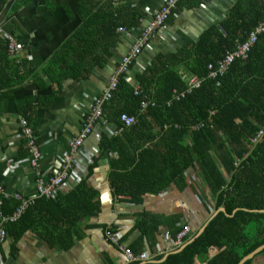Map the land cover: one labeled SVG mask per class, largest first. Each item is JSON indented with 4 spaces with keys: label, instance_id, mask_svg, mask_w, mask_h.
<instances>
[{
    "label": "crops",
    "instance_id": "obj_1",
    "mask_svg": "<svg viewBox=\"0 0 264 264\" xmlns=\"http://www.w3.org/2000/svg\"><path fill=\"white\" fill-rule=\"evenodd\" d=\"M81 1L0 0V27L12 33L22 45L18 54L10 55L0 36V186L8 195L34 198L35 179L55 174L68 153L70 142L80 131L93 98L107 85L109 76L140 30L164 2L116 0L114 5L109 0H85L88 4L80 8ZM238 2L179 0L165 25L149 39L130 65L126 80L132 87L139 86V75L158 55H163L162 60L169 59L179 53L187 41L196 42L211 26L219 27L224 21L231 25L229 16L242 18L249 13L243 11L248 0H241V6ZM235 5L240 8L237 12L233 9ZM108 8L111 20L116 11L118 13L117 25L110 34H106V23L101 22L107 18ZM91 18L95 21L85 28L88 33L65 49L68 39ZM240 23L237 19L232 24ZM120 28L126 33L117 31ZM181 60L174 59L171 69L186 84V76L192 73L186 59ZM162 62L164 65L160 67H169ZM145 94L159 105L171 98L172 91L162 102H157L148 92ZM19 118L26 120L35 137L39 151L36 168L30 167L19 136ZM118 128L111 120L94 126L74 154L70 177L58 192L65 196L83 182L92 193L91 203L97 207L95 214L68 222L57 215L56 220L42 227L38 225L17 238L7 235L0 243V264H129L124 253L105 237L107 227H111L118 243L134 255L160 256L161 261L171 252L166 249L169 245L164 240L165 232L172 235L182 225H188L194 232L214 214L212 198L203 185L198 167L182 172L184 184L176 181L158 193L152 192L164 186L161 177L169 175L172 157L164 153L172 144L187 145L186 140L175 142L168 136L159 140L164 134L152 127L153 155L149 159L143 157L141 165L130 164L133 148L147 147L151 143L134 139L121 144L109 140V144H103L101 138L118 136ZM135 165L140 178L152 180L148 193L138 198L131 197L133 193L129 190L120 191L135 178ZM143 216L151 222L147 223ZM62 233L64 238L60 240ZM216 252L210 250L204 258L197 257L195 263L206 264ZM248 259V264H264V251L261 249Z\"/></svg>",
    "mask_w": 264,
    "mask_h": 264
},
{
    "label": "trees",
    "instance_id": "obj_2",
    "mask_svg": "<svg viewBox=\"0 0 264 264\" xmlns=\"http://www.w3.org/2000/svg\"><path fill=\"white\" fill-rule=\"evenodd\" d=\"M238 3L241 6V0ZM86 4L88 2L82 0L79 7L84 8ZM246 5L243 11L249 13H245L242 18L234 19L231 15V25L229 21H224L219 26L221 28L211 26L196 42L187 41L180 52L169 59L162 60L163 55H158L152 65L139 75L142 92H148L157 102H162L170 97L172 88H185V82L171 67L175 65L174 59L176 62L186 59L189 72L200 76L202 81L183 98L173 100L169 106L156 104L140 112V96L134 94V87L126 78L120 77L113 96L103 104L104 118L113 121L119 128V116L122 113L136 118L135 124L124 128L118 136L112 139L102 137L103 144H109V140L121 144L134 139L151 143L147 147L139 145L133 148L130 164L141 165L143 157L149 159L153 155L152 127H157L158 133L164 134L159 140L168 136L175 142L187 141L185 146L170 145L164 153L172 157L169 175L162 176L164 186L152 192L158 193L176 181H183L184 184L182 172L187 168L198 167L203 185L212 198L213 210L223 208V213L212 217L202 233L180 251L173 252L175 248L165 259L160 261V256L148 258L143 264H196L197 257L204 258L212 249L217 252L207 259L206 264H236L242 256L264 243V211H260L264 209V135L258 143H250L255 133L264 129V34L256 37L246 57L234 59L222 76L215 79L207 77V64H215L237 42L244 41L248 32L262 20L263 6L259 0H248ZM233 9L237 12L240 8L235 5ZM110 13L111 9L108 8L107 18L101 21L106 23V34H110L117 25V11L112 20ZM237 19L241 23L233 26V21ZM93 21L94 18L85 21L83 28L68 39L64 48L77 41L86 32L88 23ZM85 37H90V34H85ZM162 61L169 67H160L164 65ZM164 125L167 128H163ZM136 165L133 170L135 178L119 190L122 193L129 190L133 193L131 197L138 198L142 193H148L152 180L140 178ZM91 194L81 182L65 196L57 194L53 199H34L19 218L7 223L4 229L7 235L17 238L25 231L35 230L38 225L42 227V224H47L57 215V218L67 222L91 217L97 209L96 204L91 203ZM16 203L14 199H3L1 213L10 215ZM143 217L147 223L151 222L147 216ZM182 226L177 227L172 236ZM196 231L190 229L184 242ZM63 238L64 233L59 239ZM140 261L129 264H138ZM249 261L246 259L241 264H248Z\"/></svg>",
    "mask_w": 264,
    "mask_h": 264
},
{
    "label": "built area",
    "instance_id": "obj_3",
    "mask_svg": "<svg viewBox=\"0 0 264 264\" xmlns=\"http://www.w3.org/2000/svg\"><path fill=\"white\" fill-rule=\"evenodd\" d=\"M112 1L115 2L116 0ZM178 1L179 0H164L156 15H154L149 23L140 30L139 34L134 39V42L130 49L124 54L119 63L116 65V68H114L115 70H113V72L109 76L107 85L104 87L101 93L97 94L93 98L91 105L82 120L81 129L78 132L77 136L70 142L68 153L62 159V162L61 164H59L55 174L49 176L46 179H42L41 177H37L35 179V197L25 198L19 194L8 195L4 188L0 186V205L3 199H7L10 197L17 202L14 210L10 215H3L0 211V243L6 237V230L4 229V226L7 223L17 220V218H19L25 208L33 203L34 199L40 197H43L45 199H52L57 196L58 192L62 188V185L70 177V171L74 163V154L82 146V143L87 138V136L92 133L95 125H104L106 123V120L103 116V104L107 102L111 98V96H113V92L117 88L119 78H126V75L129 72L130 65L140 54L142 48L149 41V39L158 32V29L165 25L168 18L176 8ZM259 1L262 3V11L264 15V0ZM117 31L126 33V31L121 28L117 29ZM261 34H264V16L263 19L248 32L244 41L237 42L234 48L226 51L224 56L220 58L215 64H207V77L213 79L220 77L228 70L229 64L234 59L245 58L251 45L255 42L256 37ZM0 36L6 42L8 54H18L22 45L15 38V36L12 33L3 30L2 27H0ZM185 81L187 84L186 88L183 90L173 89L171 98L165 101V105H170L173 100L175 101L183 98L186 93L190 92L193 88H196L200 85L202 78L196 74H189L188 76H186ZM216 84H219L218 80L216 81ZM133 90L134 94L140 96L141 98L139 103L140 112L148 106H156V101L150 98L147 94L143 93L142 89L139 86H135ZM120 122L122 126L117 129V134L122 133L124 128H128L134 125L136 122V118L127 114H121ZM18 123L20 130L19 136L24 142V148L27 152L29 165L32 168H36L39 159V151L35 141V137L24 118H19ZM201 126L202 125L196 126L194 127V129H198ZM263 135L264 129L262 128L255 133L254 138L252 139V144L258 143L262 139ZM189 233L190 227L188 225H183L182 228L174 236H172L169 232H165L164 240L168 242L169 245L166 248L167 251H172L173 249L180 247L184 243L186 235H188ZM104 234L109 241L115 244L124 253L128 262H132L135 260L145 261L148 259L145 253L134 255L130 249L118 243L117 237L111 230V227H107L104 231Z\"/></svg>",
    "mask_w": 264,
    "mask_h": 264
},
{
    "label": "water",
    "instance_id": "obj_4",
    "mask_svg": "<svg viewBox=\"0 0 264 264\" xmlns=\"http://www.w3.org/2000/svg\"><path fill=\"white\" fill-rule=\"evenodd\" d=\"M218 213H223V208H219L216 211H214V214H212L211 216L208 217L207 221L204 223L203 226H201L195 233L193 236H191L187 241H185L180 247H178L177 249H175L173 252H177L180 251L186 244L190 243L191 241H193L197 236H199L202 231L204 230L206 224L208 223V221L214 217L215 215H217ZM264 248V243L259 245L258 247H255L254 249H252L250 252H248L247 254H245L244 256H242L238 262L236 264H241L244 260L250 258L253 254H255L256 252L260 251L261 249ZM145 261H141L138 264H143Z\"/></svg>",
    "mask_w": 264,
    "mask_h": 264
},
{
    "label": "bare ground",
    "instance_id": "obj_5",
    "mask_svg": "<svg viewBox=\"0 0 264 264\" xmlns=\"http://www.w3.org/2000/svg\"><path fill=\"white\" fill-rule=\"evenodd\" d=\"M21 49H22V48H21ZM133 63H134V62H133ZM133 63H132V64H133ZM6 236H7V232H6Z\"/></svg>",
    "mask_w": 264,
    "mask_h": 264
}]
</instances>
